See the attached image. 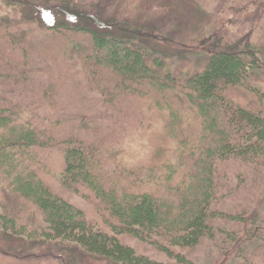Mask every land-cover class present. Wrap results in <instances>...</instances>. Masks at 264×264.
I'll return each mask as SVG.
<instances>
[{"label": "trees", "instance_id": "obj_1", "mask_svg": "<svg viewBox=\"0 0 264 264\" xmlns=\"http://www.w3.org/2000/svg\"><path fill=\"white\" fill-rule=\"evenodd\" d=\"M263 197L264 0H0L1 239L264 264Z\"/></svg>", "mask_w": 264, "mask_h": 264}, {"label": "rangeland", "instance_id": "obj_2", "mask_svg": "<svg viewBox=\"0 0 264 264\" xmlns=\"http://www.w3.org/2000/svg\"><path fill=\"white\" fill-rule=\"evenodd\" d=\"M81 1H91V0H81ZM206 4L207 6H209V10H211L212 9L211 6L215 4V2H206ZM131 139H136L135 135H133L129 140ZM49 179L51 183L55 187H57V182L54 181L53 176H50ZM68 197L71 201H76V202L81 201V199H79L77 196L68 195ZM81 204H84L85 208L88 207L87 203L85 202H82ZM258 210L260 213L262 212L264 217V197L262 199L261 204L258 207ZM28 223L29 221L27 222V224ZM122 239L124 240V242L134 245L138 250H143L141 247H139L138 242L133 237L129 235H124L122 236ZM0 249L4 250V251L0 250V264H62V263H57L51 259L40 258L42 257L43 249L41 250L38 247H28L26 248V253H24L22 252L23 249L20 245H18L16 242L11 241L9 238H5V237L2 239L0 238ZM16 252L19 253L18 254L19 256L17 255L13 256V254ZM145 252L156 259H160V260L167 259L162 253H158L156 251H145ZM215 256H216L215 250L212 248V245L208 244L202 249V251L196 253V260H198L200 264H210V262L216 258ZM76 262H78V264H103L99 261L88 262L86 260L83 261L76 260ZM229 264H231V262Z\"/></svg>", "mask_w": 264, "mask_h": 264}]
</instances>
